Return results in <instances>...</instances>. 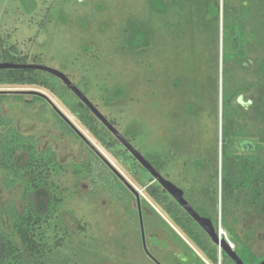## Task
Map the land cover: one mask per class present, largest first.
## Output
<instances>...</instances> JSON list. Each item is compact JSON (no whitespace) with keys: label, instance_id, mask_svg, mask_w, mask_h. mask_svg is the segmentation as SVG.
Here are the masks:
<instances>
[{"label":"rangeland","instance_id":"374dc122","mask_svg":"<svg viewBox=\"0 0 264 264\" xmlns=\"http://www.w3.org/2000/svg\"><path fill=\"white\" fill-rule=\"evenodd\" d=\"M226 2L236 15L240 5L247 4L259 13V19L264 16L260 14L264 8L261 0ZM224 3L0 0V51L14 46L30 61L36 58L64 72L122 134L133 130V145L142 154L154 153L161 174L184 190L192 206L204 207L222 228V108L228 74L222 60ZM240 72L235 78L258 83L255 72ZM0 93L9 95L0 114L10 115L21 132L35 136L41 151L52 148L67 165L65 172L50 175L64 194V204L43 226L46 250L42 263L154 264L142 248L136 196L124 191L112 176L116 175L112 168L95 160L90 177L73 173V164L92 159L89 141L142 197L165 214L128 168L50 90L38 85L0 84ZM19 95L27 100L42 95L47 104L28 107L15 99ZM236 103L237 121L247 134L233 139L230 150L237 155L250 154L261 144L264 155V88L256 86L250 94L240 95ZM53 105L86 140L79 134L76 138L63 133L51 110ZM2 178L0 172V225L11 232L7 207L14 203L20 210L25 208V187L7 188ZM32 201L46 213V191L37 192ZM234 212L241 218L240 227L250 233L256 252L262 253L264 210L242 203ZM147 214L148 247L159 256L149 240L155 234L154 214ZM222 230L230 240L229 233ZM184 237L207 264H213ZM171 249L181 251L179 247Z\"/></svg>","mask_w":264,"mask_h":264},{"label":"trees","instance_id":"16d2710c","mask_svg":"<svg viewBox=\"0 0 264 264\" xmlns=\"http://www.w3.org/2000/svg\"><path fill=\"white\" fill-rule=\"evenodd\" d=\"M261 1L260 7L264 5V0ZM224 4L222 60L224 71H227L228 74L225 76L227 80L225 81L222 108L221 225L229 233L230 241L234 244V249L243 262L259 264L264 259V251L259 254L256 252L249 239L250 233L240 227L241 218L235 214L234 208L246 203L250 206H260L264 210V155L262 154V146L258 144L255 152L242 155L235 154L230 150V146L233 139L243 138L247 134L244 125L237 121L239 114H235L236 110H239L236 103L237 98L245 93L250 94L256 86H259V89L260 87L264 88V16L259 19L256 14L258 12H255L251 5L241 4V19H239V16L231 11L226 0ZM260 14H264V8ZM254 54L256 57H253ZM6 61L20 64L39 63L36 58L30 61L28 56L21 55L14 46L0 51V62ZM240 69L249 75L251 71L252 73L255 72L254 75L257 76L258 83L255 85L251 82L246 83L243 78H235V75L241 73ZM60 83L63 86H60ZM0 84L38 85L54 93L80 122L128 168L135 181L145 188L154 202L203 252L208 261L213 264L219 262L221 264H236L224 250L212 241L199 223L151 176V173L100 121L90 107L59 77L36 68L10 67L0 69ZM8 97L9 95L0 93V110ZM15 99L24 102L28 107L34 106L36 103L47 104V99L42 95H34L30 100H27L24 95H19ZM51 110L57 117L63 133L79 138L71 124L54 108ZM258 113L260 115V112ZM110 122L115 125L113 121L110 120ZM130 132L134 135L133 130L123 135L133 144L135 136H132ZM241 142L245 143V140H241ZM22 154H24V158H22ZM91 154L92 159L90 161L73 164V173L76 176L88 175L90 177L94 172L93 162L95 160L106 167L101 157L94 151H91ZM143 155L158 172H161V164L157 163L154 153ZM66 170L67 165L61 163L57 153L52 148L41 151L35 136L21 132L10 115L0 114V172L3 173L2 181L7 188L23 184L25 187L23 199L26 203L22 210L18 209L14 203H10L7 207L12 231L8 232L0 225V264H43L46 250L42 236L43 226L60 211L64 204V194L59 186L51 180L50 175ZM112 176L121 184L124 191L133 198L129 188L116 175L112 174ZM40 191H46L49 194L46 213L39 211L32 201V197ZM141 203L154 213L156 218L161 219V223L172 235L175 242L184 245L190 252L194 253L197 260L196 264H207L146 198L142 197ZM194 207L201 215L211 216L204 207ZM215 213L217 214V210ZM145 219H150L148 214H145ZM215 223L218 224L217 220Z\"/></svg>","mask_w":264,"mask_h":264},{"label":"water","instance_id":"95a60500","mask_svg":"<svg viewBox=\"0 0 264 264\" xmlns=\"http://www.w3.org/2000/svg\"><path fill=\"white\" fill-rule=\"evenodd\" d=\"M10 67H31L40 70L48 71L57 77H59L83 102H85L92 112L100 119V121L116 136L120 142L131 152L133 156L143 165L155 178L159 184L168 191V193L181 205V207L186 210L198 223L199 225L207 232L212 241L216 243L220 249L224 250L234 261L236 264H246L237 254L234 249V244L222 233V228L219 226H215L212 219L208 216L201 215L185 198L184 190L178 187L169 179L165 178L160 172H158L153 164L131 143L128 139L113 125L110 120L98 109V107L88 98V96L75 84L70 78L62 71L55 69L53 67L40 64V63H28V64H20L14 62H0V69L2 68H10ZM54 109L67 121L71 124V126L75 129V131L85 139L84 135L78 130L76 126L64 115L55 105H53ZM86 140V139H85ZM88 144L98 153V155L108 164L113 172L120 178V180L129 188V190L136 196V204L140 206L141 203V192L137 190L132 183H130L116 168H114L98 151L94 145H92L89 141ZM142 235H143V243L144 248L148 251L145 240V232H144V224L142 211L139 207ZM264 264V259L259 263Z\"/></svg>","mask_w":264,"mask_h":264},{"label":"flooded vegetation","instance_id":"af4514ba","mask_svg":"<svg viewBox=\"0 0 264 264\" xmlns=\"http://www.w3.org/2000/svg\"><path fill=\"white\" fill-rule=\"evenodd\" d=\"M239 9L240 10H239V12H238L237 15L239 16V19H241V5H240ZM223 18H224V16H223ZM239 23L241 24L240 21H239ZM240 31H241V29L239 30V33H240ZM242 144L244 145V143H242ZM93 151L95 152L94 149H93ZM95 153L98 155L97 152H95ZM134 207L137 208V212H138L140 232H141L140 234H141V239H142V248H143V251H144V253H146L147 257H149V259L154 264H196L197 260H196V256L194 255V253L190 252L184 245H181V244H178L177 242H175V240L173 239L172 235L169 234V232L167 231V229L163 226V223H161V219L160 218H156L155 215H154V221H153V225H154V229H155V234H154V237L153 238H149L150 243L152 245V247L151 246L150 247L151 248L154 247L156 249V251L158 252V254H159V256H157V254L154 255V252L151 251V249L148 247V240H147L148 238L146 239V232H147V230H146V221L147 220L149 221V219H147V220L145 219V214H147V211H150V210L147 209L146 207H144L142 205V203H140V206L138 204L134 203ZM139 207L141 208V211H142L143 224H144V232H145V240H146V246H147L148 251L144 248L142 228H141V221H140V214H139ZM159 213L169 223V225L171 227H173V229H175L178 232V234L186 240V238L184 237L186 235H184V233L182 234L180 231H178V229L176 228L178 226L174 223V221H172L166 214H163L161 211ZM213 223L217 227V224L214 221H213ZM167 241L170 242L171 244L168 243ZM190 246L192 248L194 247L192 245H190ZM171 247H179V248H181V251L179 253H175L171 249ZM197 254L200 256V254L198 252H197ZM161 255H163L164 258H161V257H163ZM200 257H202V256H200Z\"/></svg>","mask_w":264,"mask_h":264},{"label":"bare ground","instance_id":"6f19581e","mask_svg":"<svg viewBox=\"0 0 264 264\" xmlns=\"http://www.w3.org/2000/svg\"><path fill=\"white\" fill-rule=\"evenodd\" d=\"M221 234H223V230H222V233Z\"/></svg>","mask_w":264,"mask_h":264}]
</instances>
